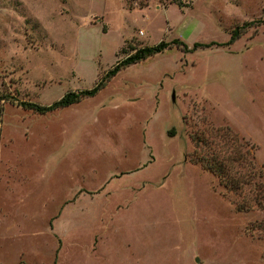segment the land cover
Instances as JSON below:
<instances>
[{"label": "rangeland", "instance_id": "obj_1", "mask_svg": "<svg viewBox=\"0 0 264 264\" xmlns=\"http://www.w3.org/2000/svg\"><path fill=\"white\" fill-rule=\"evenodd\" d=\"M173 38L214 44L172 45L68 106L18 105ZM215 128L264 186V0H0V264H264L256 189L196 161L192 136L216 147Z\"/></svg>", "mask_w": 264, "mask_h": 264}, {"label": "trees", "instance_id": "obj_2", "mask_svg": "<svg viewBox=\"0 0 264 264\" xmlns=\"http://www.w3.org/2000/svg\"><path fill=\"white\" fill-rule=\"evenodd\" d=\"M241 27V26H240ZM239 28L234 27L229 33L228 39L223 43L224 45H228L232 43L239 36ZM214 42L202 43V42H193L190 47H187L184 42L177 38H173L169 41H164L160 39L158 42L152 45H140L136 48H133L132 51L126 53L124 57L121 59H116L113 65L107 68L100 76L97 78L95 83L88 88L82 89L78 91H67L64 92L58 99L54 100L50 104L40 105L34 102L28 101H19L18 105L22 108L33 110L37 113H44L47 111H51L53 109L68 106L77 102L80 98L84 96H92L94 95L100 88H102L108 80L114 76L120 69L138 61H141L155 53L161 52L164 49L171 47L172 45L181 46V50L184 52L193 51L197 47H208L213 45ZM173 128L168 130V136L173 135ZM213 134L219 136L222 143H216L213 141V144L216 147L208 142L206 144V140L202 138L199 134H194L192 136V140L195 145L204 144L206 150V155L199 156L196 161L200 163L203 168L208 169L212 172L217 178L218 182L225 188L230 190L249 188L250 186L256 189L255 195L249 197L246 203L250 202L249 200L254 202L255 205L260 207L264 202H261L264 199V193L260 191L264 186L258 184L255 179H252L251 165L250 160H246L245 154H241L240 150V142L238 137L231 132L228 128L225 130H220L219 128L213 129Z\"/></svg>", "mask_w": 264, "mask_h": 264}, {"label": "water", "instance_id": "obj_3", "mask_svg": "<svg viewBox=\"0 0 264 264\" xmlns=\"http://www.w3.org/2000/svg\"><path fill=\"white\" fill-rule=\"evenodd\" d=\"M197 260V259H196Z\"/></svg>", "mask_w": 264, "mask_h": 264}]
</instances>
